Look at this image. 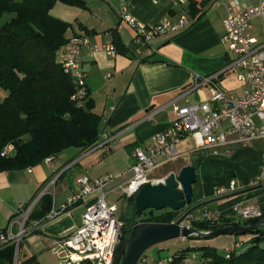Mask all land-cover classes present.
<instances>
[{
    "label": "crops",
    "instance_id": "obj_1",
    "mask_svg": "<svg viewBox=\"0 0 264 264\" xmlns=\"http://www.w3.org/2000/svg\"><path fill=\"white\" fill-rule=\"evenodd\" d=\"M258 2L85 0V9L56 2L50 14L71 24L66 32L67 39L84 35L99 47L114 46L111 31L115 30L121 45L130 52L116 51L112 57L101 48L98 51H91L88 47L82 49L87 90L94 104L93 110L100 117L98 140L87 151L74 148L62 151L49 165L42 162L22 170L0 172V216L9 223L17 205L29 202L57 175V181L47 192L55 208L78 192L76 181L82 177L112 176L105 188L107 195L121 191V186L132 177L133 148L145 149L151 136L163 131L175 119V107L208 101L209 89L196 84L200 77L221 72L231 60L226 46L221 43L223 20L229 7L256 5ZM122 8L137 25L144 27H152L167 18L175 21L181 16L189 19L190 26L179 34L152 38L142 47L141 54L136 55L132 47L134 28L121 20ZM248 34L259 36V20L253 21ZM108 74L110 76L106 78ZM219 83L231 95L243 93L244 87L237 80L235 70L223 73ZM177 150L179 157L161 166L154 175L163 178L170 173L177 174L184 167H193L196 172V183L192 185L194 203L187 208L264 184V177L261 178V139H254L243 147L234 135L227 133L226 143L203 148L201 139L190 135L180 140ZM231 181L236 182L235 190L216 196L215 190L226 189ZM84 203L85 200L78 202L53 221L43 222L38 227L32 228L31 222L29 233L20 243L22 257H34L39 264H46L51 258L57 260L52 252L54 242L80 225ZM239 205L257 209L264 215V188L210 203L202 209L212 210L219 220L235 223L234 208ZM5 229L2 227L0 232ZM222 237L215 240L218 245L213 240H201L192 241L188 247L211 246L228 251L248 239L243 235ZM158 256L160 261L154 257L151 264H164L166 258Z\"/></svg>",
    "mask_w": 264,
    "mask_h": 264
},
{
    "label": "built area",
    "instance_id": "obj_2",
    "mask_svg": "<svg viewBox=\"0 0 264 264\" xmlns=\"http://www.w3.org/2000/svg\"><path fill=\"white\" fill-rule=\"evenodd\" d=\"M121 20L134 28L132 47L136 55L152 38L166 34H179L190 26L186 16L175 21L164 19L152 27L137 25L125 8L120 13ZM254 20L260 21L259 36H250ZM224 34L221 38L231 55L226 67L218 73L200 77L196 86L209 89V99L200 104L175 107V119L161 132L151 136L149 145L143 149L136 146L132 150L133 164L130 168L132 177L121 186L125 199L132 198L145 184L162 183L166 177L159 178L154 173L163 165L179 157L177 144L184 137L196 135L202 141V147L216 146L226 143V134L234 135L241 146L246 147L254 139L262 140L261 178L264 177V0L256 5L245 4L229 7L228 14L223 20ZM88 47L91 51L100 48L107 55L114 57L116 50L113 45L99 47L91 43L84 35H73L58 51L57 62L62 70L68 74L75 87L71 100L78 103L85 100L88 94L86 77L82 67V49ZM236 71V78L244 87L239 96L227 93L219 83L220 76L228 71ZM109 74L106 78H109ZM226 124V127L224 126ZM13 150L12 146L4 149L1 156ZM54 156L43 160L44 164H51ZM54 176L43 191L34 196L27 203L17 205L13 217L6 229L0 232V249L7 245L18 248L22 238L32 228L41 223L50 222L63 214L66 210L84 201V212L80 225L67 236L54 242L52 252L58 264H114L115 250L122 238V222L117 215L116 205H109L106 201V186L112 181V176L95 179L82 177L77 179L79 186L77 193L68 198L59 208L51 207L41 220H32L31 215L49 188L57 181ZM236 182L231 181L226 189L215 190L216 196L227 191L232 192ZM236 222L241 225L245 221L261 218L262 214L254 208H234ZM192 222H218V217L212 210L204 208L200 215H190ZM243 225V224H242ZM228 258V255L226 256ZM144 263V259L140 264Z\"/></svg>",
    "mask_w": 264,
    "mask_h": 264
},
{
    "label": "trees",
    "instance_id": "obj_3",
    "mask_svg": "<svg viewBox=\"0 0 264 264\" xmlns=\"http://www.w3.org/2000/svg\"><path fill=\"white\" fill-rule=\"evenodd\" d=\"M56 2L86 8L85 0H0V172L34 167L69 148L87 151L98 140L100 117L93 110L89 92L80 106L72 101L74 84L56 59L68 41L66 32L71 27L50 14ZM111 32L116 51L129 54L116 31ZM8 146L13 147L11 153L1 156ZM127 204L132 212L120 217L123 240L138 223H171L178 218L179 211L166 209L146 211L141 215L146 218L139 220L134 216V197L127 199ZM51 206L50 195H44L31 219H43ZM262 219L264 215L242 224L253 225ZM225 223L234 222L218 220L191 225L209 232ZM243 236L248 239L235 249L221 253L211 246L188 247L166 258L164 264H185L189 254L195 253L203 264H264V223ZM14 250L10 244L0 249V264H13ZM144 257L145 254L138 264ZM17 264L39 263L34 257H21Z\"/></svg>",
    "mask_w": 264,
    "mask_h": 264
},
{
    "label": "water",
    "instance_id": "obj_4",
    "mask_svg": "<svg viewBox=\"0 0 264 264\" xmlns=\"http://www.w3.org/2000/svg\"><path fill=\"white\" fill-rule=\"evenodd\" d=\"M196 183V172L193 167H184L177 174L170 173L162 183L143 185L134 196V216L138 217L146 211L162 210L184 211L192 205V185ZM263 185L226 195L207 202H201L187 209L175 222L171 223H138L132 227L126 239L119 237L115 250L116 264H138L142 255L150 248L174 239H208L219 235L251 234L264 223V219L253 225H238L237 223L221 224L209 232H202L184 223L196 210L214 202L230 198L241 193L263 189ZM14 264L15 261H14Z\"/></svg>",
    "mask_w": 264,
    "mask_h": 264
},
{
    "label": "rangeland",
    "instance_id": "obj_5",
    "mask_svg": "<svg viewBox=\"0 0 264 264\" xmlns=\"http://www.w3.org/2000/svg\"><path fill=\"white\" fill-rule=\"evenodd\" d=\"M65 21V20H63ZM1 93V92H0ZM2 94V93H1ZM43 190H40L38 192V194H40ZM37 194V195H38ZM52 195L53 194V191L51 192ZM106 201L109 205L111 204H116V207H117V215L118 217L120 218L121 216H123V218L125 217H128V214L131 215V212H132V208H131V205H128L127 204V200L124 198V196L122 195V191L120 190H117V191H114L110 194H108L106 196ZM192 207V206H191ZM189 209V208H187ZM187 209H184V211H179L178 212V218L187 210ZM202 211V208L194 211L192 213V215H200ZM2 216H5V215H2ZM132 217V216H130ZM129 217V218H130ZM128 218V220H129ZM139 218V220L141 219H144L146 218L145 216H138L137 219ZM177 218V219H178ZM129 221H132V220H129ZM145 223V222H144ZM189 224V220L187 219L184 223L185 226H187ZM8 225V222L5 221V219L3 217L0 216V229L3 227H7ZM31 227H32V223L30 224ZM242 225V224H241ZM189 227H192L194 228L192 225L189 226ZM195 229V228H194ZM204 232V231H203ZM222 236H225V235H219V236H215L213 238H209V239H198L197 240H192V239H184V240H181V239H174V240H171V241H167V242H164L162 244H159V245H156L150 249H148L144 254H145V257H144V263L143 264H147V263H150L152 262V259L154 257H157L155 258L157 261H160L159 259L161 258H158L160 255V257H162L163 259L164 258H168L170 257L171 255L175 254L178 250L180 249H186L188 248V246L192 244V241L193 242H198V241H208L210 242L211 240L215 241L217 240L218 238H223ZM25 238V237H24ZM193 238H196V237H193ZM23 239V238H22ZM222 240V239H221ZM22 241V240H21ZM21 243V242H20ZM215 244L218 245V241H215ZM210 245V244H209ZM212 245H214L212 243ZM159 249H161L159 251ZM224 248H217L216 247V250L217 251H220L221 253L224 252L223 250ZM22 246L21 244L19 245V249L15 247V250H14V257H13V264H14V261L15 263L17 264V262L20 260V258L22 257ZM192 255H195V258L192 257ZM140 260V259H139ZM139 262V261H138ZM185 264H203V261H201V259L199 258V256L197 255V253L195 254H189V256L187 257V259L185 260L184 262ZM46 264H57V260H55L54 258H51L49 259Z\"/></svg>",
    "mask_w": 264,
    "mask_h": 264
}]
</instances>
